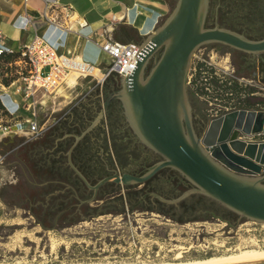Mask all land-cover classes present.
<instances>
[{"label": "rangeland", "instance_id": "374dc122", "mask_svg": "<svg viewBox=\"0 0 264 264\" xmlns=\"http://www.w3.org/2000/svg\"><path fill=\"white\" fill-rule=\"evenodd\" d=\"M212 14L217 15L219 24L245 37L264 34V0H209L207 15ZM153 61L149 62L146 71ZM254 66L260 76L256 63ZM11 72L3 77L14 75V68ZM244 72L239 56H231L226 47L220 44L200 45L193 51L186 73L188 98L199 101L207 120L209 108L263 107L264 83L259 76H242ZM115 78L119 76L111 74L97 83L91 78L76 79L75 74H71L66 83L54 91H37L35 95H40L37 104L36 101L28 105L11 97L3 98L0 125L21 122L26 129L28 120L36 118L45 130L56 129L58 133L71 129L70 120L75 117L72 108L76 105L81 110V103L98 100L102 95L101 89L112 87ZM233 85L238 89L235 92L231 89ZM70 98L73 100L64 106ZM101 114L100 108L97 109L87 129L100 123ZM61 119H66L65 124L54 128ZM12 130L4 131L8 136L0 141V195L6 199L4 201L0 196V264H176L230 256L244 250H264V224L232 216L225 207L198 193L186 195L182 200L205 210L201 216H206V219H186L192 213L184 210L181 204L179 207L168 202L159 204L160 209L177 219L156 211L122 208L120 204L117 208H122L123 213L101 214L63 228L43 229L28 209L16 204L30 202L31 184L37 182L30 158L39 160L45 150L37 144L28 151L22 145L34 140L28 138L25 130ZM203 131L201 129L200 134ZM55 147L52 145L47 158L56 159L55 165L63 169L66 160L53 151ZM133 168L139 170L141 167L138 164ZM118 171H121L120 167ZM66 174L70 175L67 171ZM90 178L95 181L99 174ZM18 179L23 186L14 192L3 189ZM142 187V184H133V188H129L134 206L141 204L136 192ZM105 192L106 198H112L114 194L125 193L126 189L122 185H109ZM218 215L231 218L233 223L228 225L215 217Z\"/></svg>", "mask_w": 264, "mask_h": 264}, {"label": "water", "instance_id": "95a60500", "mask_svg": "<svg viewBox=\"0 0 264 264\" xmlns=\"http://www.w3.org/2000/svg\"><path fill=\"white\" fill-rule=\"evenodd\" d=\"M208 4L209 0H177L142 44L144 51L133 73L118 78L120 90L115 94L122 101L129 126L138 140L162 159L141 175L115 172L92 184L72 162V149L83 134L76 136L66 152L67 164L93 192L81 203L93 201L98 189L108 182L142 184L167 167L177 171L192 188L176 199L159 197L161 201L175 204L186 195L198 193L239 218L264 223V140L239 138L263 130L264 109H233L209 120L203 133L197 134L185 84L191 55L198 46L216 42L259 54L264 52V38L249 39L217 25L206 27ZM237 264H264V260Z\"/></svg>", "mask_w": 264, "mask_h": 264}, {"label": "flooded vegetation", "instance_id": "af4514ba", "mask_svg": "<svg viewBox=\"0 0 264 264\" xmlns=\"http://www.w3.org/2000/svg\"><path fill=\"white\" fill-rule=\"evenodd\" d=\"M216 25L231 30V28L219 24L216 14L207 15L205 26L214 27ZM233 30L234 29H232V31ZM247 37L264 38V34L262 36L248 35ZM216 44L220 43L209 42L202 44V46L206 47ZM220 45L228 49L230 48L223 44ZM229 53L231 56L232 54H237L239 56L240 64L245 67V72L242 76L249 75L252 78L259 76L258 71H255L254 65L256 63V68L259 69L260 72L259 79L264 83V52L252 54L233 49V52ZM233 63L237 65L236 61H233ZM119 90L120 82L119 79L115 78L113 79V86L105 89V94L99 95L98 100L90 99L88 103H81L80 117L70 120L73 127H71V129L66 128L62 130L61 133L54 138L55 145L70 140L71 144L68 147L69 149L74 143L75 137L83 134L72 149L71 159L73 163L76 162V164L81 166L84 172V174H82L86 178H90L93 174H99V178L96 179L97 181L115 172L119 174L127 172L133 175H141L145 173L149 167L162 159L157 153L141 143L129 126L122 101L115 94ZM99 98H101V101ZM189 103L193 129L197 134H200L201 129H206L209 119L207 120V117L201 111L199 101L191 99ZM99 108L102 112L99 120L100 123L87 129L91 124L92 116ZM138 164L141 168L135 170L133 166H138ZM119 167L121 168L120 172L118 171ZM109 185L116 186L121 184L108 182L98 189L96 195L104 192ZM142 185L143 187L138 192L140 198H137L140 199L141 204L137 206L141 209L168 215L169 217H173V219L177 218L159 208V204L163 202L159 197L164 199H176L180 197L184 191L192 188V184L186 181L177 171L167 167L160 169L150 179L142 183ZM122 186L128 189L131 187L133 188V184ZM92 193L91 191L90 196ZM209 200L219 204L212 199ZM184 201L185 199H181L176 205L174 204V206L179 207L181 204L184 210L192 213V215L186 219H206V216H201L205 210L197 209L194 204H187ZM226 210H228L232 216L239 217L229 209L226 208ZM215 217L223 219L228 225L233 223L231 218L226 216L218 215Z\"/></svg>", "mask_w": 264, "mask_h": 264}, {"label": "crops", "instance_id": "0c3cea01", "mask_svg": "<svg viewBox=\"0 0 264 264\" xmlns=\"http://www.w3.org/2000/svg\"><path fill=\"white\" fill-rule=\"evenodd\" d=\"M177 0H0V44L18 52L35 36H42L59 52L72 53L98 65L101 69L109 63V57L99 45L106 39L121 43L142 45L146 38L169 15ZM45 3L71 5L75 13L82 16L86 25L73 31H62L41 17ZM53 15L56 11H53ZM115 20H111L112 16ZM73 28L76 26L71 22ZM17 61L0 60V99L11 97L14 101L28 102L23 89L17 90L19 81L8 84L2 82L7 67ZM82 85L81 83H78ZM39 103L40 95H35ZM73 99L66 100L64 106ZM63 106V105H62ZM259 109H264L260 107ZM14 131V130H12ZM11 131V132H12ZM19 134V133H18ZM8 135L0 133V141ZM14 136V135H13ZM264 140V132L258 137Z\"/></svg>", "mask_w": 264, "mask_h": 264}, {"label": "built area", "instance_id": "2783aa9c", "mask_svg": "<svg viewBox=\"0 0 264 264\" xmlns=\"http://www.w3.org/2000/svg\"><path fill=\"white\" fill-rule=\"evenodd\" d=\"M25 3L26 0H24ZM53 11H56L55 15L52 14ZM40 15L47 22L62 31L78 33V29L87 24L82 16L75 13L71 5H60L57 7L55 4L45 3L44 10ZM111 20H115L114 15L111 17ZM71 22L76 28H73ZM99 47L109 57V63L103 69L76 54L59 52L42 36H35L30 42L19 49L17 61L11 64L15 75V78L11 82L15 80L19 81V83L21 82L22 85H19L17 90L22 87L24 98L28 100L27 103L30 105L33 102L35 103L34 97L37 91L52 92L60 85L66 83L68 76L71 74H75L76 79L91 78L97 83L103 82L111 74L124 77L130 76L144 51L142 45L121 43L110 38L106 39ZM12 52V49L0 44V55ZM233 109L239 108H209L207 109V114L209 120H212ZM254 110H259V108ZM27 125L26 129H24L21 122L0 125V131L4 133V131L6 132L9 129L15 131L25 130L30 139L40 137L45 131V129L39 126L36 118L29 119ZM262 132H264V128L259 133L240 135L239 138L246 141H258L257 137Z\"/></svg>", "mask_w": 264, "mask_h": 264}, {"label": "trees", "instance_id": "16d2710c", "mask_svg": "<svg viewBox=\"0 0 264 264\" xmlns=\"http://www.w3.org/2000/svg\"><path fill=\"white\" fill-rule=\"evenodd\" d=\"M228 51L233 52V49L229 48ZM18 55L19 52L14 51L12 53H3L0 55V60L3 62L14 61ZM6 72L10 73L11 68L7 67ZM14 78L15 75L2 77V82L8 84ZM231 87L234 92L238 90L235 85ZM101 93L103 95L105 94V87L101 89ZM2 106L3 103L0 99V109L3 108ZM72 109L75 113L74 119H78L81 115V110H79L76 105ZM65 122L66 119H61L54 125V128L55 126L64 125ZM55 130L56 129H46L40 137L31 138L34 141H27L22 145V147H25L29 151L34 145L41 144L45 153L41 155L42 158L40 157L39 160H35V158L32 157L30 158L37 176V182L31 184L33 192L30 198L31 203H29L32 205H29V203L16 204L18 207L28 209L30 214L34 216L36 222L40 224L43 229L63 228L76 223V221L90 219L101 214L123 213L124 210L121 209L125 207L130 210L139 208L137 205L134 206V204H132V193L127 187H124L126 189L125 193H120L118 195L114 194L112 198H106V192L104 191L98 193L93 201L81 203L82 200L90 196L91 191L86 188L67 164L66 152L71 141L68 140L65 143L61 142L57 144L53 150L56 154L59 153V158L66 160L63 169L55 165L56 159L50 160L47 158L50 148L52 145H55V136L61 133H56ZM74 164L84 174L81 166L76 164V162H74ZM66 171L69 172L70 175L66 174ZM87 179L92 184L96 181L89 177H87ZM23 185V182L18 179L16 183L7 185L3 187V189L14 192V190ZM138 192L139 191H137L136 194H139ZM0 196L2 200H6L2 194ZM93 202L94 204H92ZM120 204L122 207L121 209L117 208L120 207ZM171 218L173 219V217Z\"/></svg>", "mask_w": 264, "mask_h": 264}, {"label": "bare ground", "instance_id": "6f19581e", "mask_svg": "<svg viewBox=\"0 0 264 264\" xmlns=\"http://www.w3.org/2000/svg\"><path fill=\"white\" fill-rule=\"evenodd\" d=\"M264 260V250H244L239 254H234L230 256L223 257H210L203 260H193L188 262H180L176 264H237V263H247L253 261ZM167 264H171L168 263Z\"/></svg>", "mask_w": 264, "mask_h": 264}]
</instances>
